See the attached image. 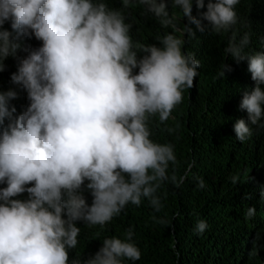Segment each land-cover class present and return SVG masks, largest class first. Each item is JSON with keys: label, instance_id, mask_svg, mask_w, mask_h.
Segmentation results:
<instances>
[{"label": "clouds", "instance_id": "1", "mask_svg": "<svg viewBox=\"0 0 264 264\" xmlns=\"http://www.w3.org/2000/svg\"><path fill=\"white\" fill-rule=\"evenodd\" d=\"M121 2L122 9H115L106 0H0V72L9 57L16 58L11 83L29 101L17 115V91H0V185H6L0 187V264L135 262L141 251L132 228L123 238H105L87 259H70L81 232L78 222L103 226L144 200L160 212L162 185L180 187L186 179L187 174H168L170 164L178 163L175 145L155 142L149 122L169 119L184 90L193 87L200 61L184 51V32L176 34L169 0H135L162 27H173L159 38L160 46L133 41L124 9L134 0ZM193 3L171 0L188 21L187 33L195 35L192 24L204 32L202 20L217 34L232 32L224 51L237 63L246 61L255 82L239 105L247 119L233 125L236 139L245 142L254 134L252 126L264 127V52L247 53L250 34L238 38L233 30L240 0H209L200 19L192 14ZM195 5L203 9L204 0ZM32 38L39 47L25 46ZM20 51L27 54L19 58ZM231 70L223 63L218 77ZM230 181L239 183L241 174ZM197 187H206L203 178ZM255 214L252 206L245 217ZM207 228L197 220V234Z\"/></svg>", "mask_w": 264, "mask_h": 264}, {"label": "trees", "instance_id": "2", "mask_svg": "<svg viewBox=\"0 0 264 264\" xmlns=\"http://www.w3.org/2000/svg\"><path fill=\"white\" fill-rule=\"evenodd\" d=\"M106 2L111 8L122 9L121 0ZM204 3L203 9H197L194 0L192 14L198 19L207 10L209 0ZM124 11L136 43L160 46L159 38L173 32L172 26L162 27L135 0ZM236 11L240 22L233 30L238 32V38L244 32L250 34L245 51L264 52V0H240ZM169 13L175 16L174 24L179 30L176 34L184 32V51L200 61L199 75L194 78L193 87L184 90L182 103L173 109L169 119L160 123L158 117H152L149 126L155 142L175 145L178 163L175 167L170 164L168 174H187L186 179L180 187L170 182L162 185L159 195L164 206L160 212H154L144 200L140 206L127 205L103 226L89 227L78 222V245L70 250L69 257L87 259L99 250L105 238H123L126 230L132 228L141 257L125 264H264V197L260 194L264 190V127L252 126L254 134L245 142L237 140L233 130L237 119H247L246 111L239 105L244 92L250 91L255 82L247 62L237 63L224 51L232 32L217 34L202 20L205 31L196 30L192 24V36L186 31L187 19L181 9L171 6V0ZM5 27L11 30L10 24ZM25 46L39 47L40 41L25 39ZM26 54L20 51L18 57ZM223 63L232 70L226 71L225 77H218ZM5 65V71L0 72V91H17L18 97L12 103L18 115L29 101L26 93L11 83L18 60L9 57ZM237 172L241 181L233 185L230 177ZM201 178L206 185L203 189L197 187ZM85 196L90 204V193L85 192ZM26 197L24 193L19 198ZM252 206L256 214L246 219L245 213ZM160 218L167 223H159ZM198 219L208 224L202 234L195 232Z\"/></svg>", "mask_w": 264, "mask_h": 264}]
</instances>
